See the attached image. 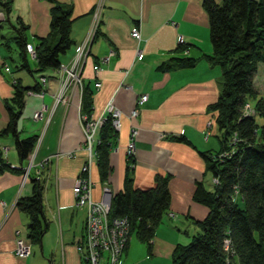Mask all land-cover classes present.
I'll return each mask as SVG.
<instances>
[{"label": "crops", "instance_id": "1", "mask_svg": "<svg viewBox=\"0 0 264 264\" xmlns=\"http://www.w3.org/2000/svg\"><path fill=\"white\" fill-rule=\"evenodd\" d=\"M6 1L10 2L9 13L0 6V164L4 165L0 170V264H86L78 251L84 241L86 209L75 206L72 192L86 159L80 122L83 89L79 85L71 86L65 102L56 104L54 99L60 87V68L71 65L78 47L90 36L95 18L98 26L79 74L83 86L87 85L93 92L92 117L102 115L107 102L113 98L122 114V126L116 148L110 154L112 171L106 184L100 182L96 164L92 167L93 199H101L104 186L112 195L122 190L127 165L125 150L134 125L138 134L133 185L139 189L152 188L157 175H170L171 202L149 246L130 236L122 263L172 264L174 248L192 238L191 230L196 229L193 221H201L207 215V208L194 202L192 197L196 182H204L210 175L201 153L214 154L221 148L215 115L208 106L219 96L222 72L219 66L205 60L193 68L167 72L157 68L172 57L200 58L212 53L204 0ZM55 5L70 11V36L74 43L62 55L64 62L60 58L58 70L32 76L29 70L36 69V62L27 54L28 68H21L23 56L18 46L9 41L15 36L12 28L21 19L28 28L27 43L36 46L38 38L50 33L51 8ZM7 26L12 30H5ZM133 27L140 30L139 42L130 35ZM11 43L17 47L15 55L20 67L8 62L6 49H11ZM179 45L187 47L186 51H178ZM29 58L34 60L33 67ZM36 78L46 79L44 89L40 93L25 94L16 122L19 139L31 135L41 137L34 167L24 182L29 158L20 160L15 137L4 131L11 114L20 111L12 100L13 84L17 80L22 86L31 87ZM96 82L101 83L99 89L95 88ZM143 94L148 99L140 108L139 116L131 120L129 114L136 99ZM41 110L42 117L35 119L34 115ZM179 136L185 137L190 145L172 139ZM70 153L75 156L68 157ZM46 159L49 162L42 171V179L47 229L38 246L27 238L29 219L18 209L17 202L32 195L35 166ZM18 239L30 243V252L25 257L14 253Z\"/></svg>", "mask_w": 264, "mask_h": 264}, {"label": "trees", "instance_id": "2", "mask_svg": "<svg viewBox=\"0 0 264 264\" xmlns=\"http://www.w3.org/2000/svg\"><path fill=\"white\" fill-rule=\"evenodd\" d=\"M10 2L0 0V6L10 12ZM208 13L212 53L200 58L172 57L158 66L162 72L193 68L200 60L219 66L222 72L221 90L217 100L208 106L215 115L220 151L201 153L207 170L216 179L213 190L203 181L196 182L193 201L207 208L201 221L193 222L201 229L187 244H178L172 253V264H264V123L258 125L256 117L264 121V95L258 96L254 86L257 67L264 63V0H204ZM70 11L60 5L51 8L50 33L38 38L35 49L36 69L32 76L61 67L60 57L72 46ZM15 36L10 38L23 56L21 68H28L26 57L27 26L17 20ZM187 47L179 45L178 51ZM39 74V75H40ZM43 77V76H41ZM12 100L16 113L4 134H12L20 160L33 153L37 136L18 138L16 122L24 106L28 91L40 93L44 86L35 79L31 87L16 80ZM80 113L92 118V90L82 84ZM250 99L254 115L245 116L244 109ZM119 133L110 118L100 128L95 145L96 168L101 183L107 182L112 171L110 154L116 148ZM180 143L190 142L183 136L172 137ZM228 156L220 158L223 153ZM123 188L112 195L109 218H127L130 236L150 245L156 229L170 210V175H157L152 188L139 189L133 185L134 156L126 157ZM0 170L4 168L0 164ZM44 180L34 178L32 195L17 202L18 209L29 219L27 238L32 245H41L47 229L43 210Z\"/></svg>", "mask_w": 264, "mask_h": 264}, {"label": "built area", "instance_id": "3", "mask_svg": "<svg viewBox=\"0 0 264 264\" xmlns=\"http://www.w3.org/2000/svg\"><path fill=\"white\" fill-rule=\"evenodd\" d=\"M98 12H96V16ZM98 26V20L95 18L94 28L90 33V36L82 43L76 52L69 67H61L59 70L60 87L58 90L56 103L66 101L68 92L71 90V86L79 85L82 90V80L80 77L81 63L84 57L88 53L89 45L94 37L96 28ZM132 38L138 42L141 40L140 30L138 27H133L130 31ZM182 38H179L181 42ZM28 54L35 58V49L31 44L26 46ZM70 68V69H68ZM41 83L45 86L46 79L42 78ZM101 83L96 82L95 88L99 89ZM148 96L143 94L139 96L135 101V107L129 114L131 120L136 119L139 116L140 108L146 103ZM245 116L254 115V111L250 106L246 105L244 109ZM42 117V113H36L35 119ZM121 111L115 107L113 98H111L105 108L104 113L97 118H88L86 115L80 116V122L82 132L84 136L82 148L86 152V159L80 168L78 177L75 180L72 192L74 195L75 206L77 208L86 209V219L84 224V241L78 247V251L81 253L86 264H123L122 256L128 244L130 238V225L127 218H109V212L111 210L112 192L107 186L102 188V195L100 200L93 199L94 183L91 178L92 167L96 164L95 145L98 141L97 134L107 120L111 119L112 126L116 132L121 130ZM138 134V129L132 125L129 134V142L127 144L125 153L126 157H133L135 154V138ZM208 137V134H206ZM41 137L37 138V143L33 153L29 157V164L24 169L23 181H27L30 177V171L34 167V159L36 151L40 145ZM6 154V150H4ZM74 153H70L68 157H74ZM228 156V153H223L220 158ZM49 159L38 163L35 166V176L37 179L42 177V171L46 167ZM1 166V165H0ZM217 182L216 179H213ZM30 252V243L24 239H18L14 253L19 257H25Z\"/></svg>", "mask_w": 264, "mask_h": 264}, {"label": "rangeland", "instance_id": "4", "mask_svg": "<svg viewBox=\"0 0 264 264\" xmlns=\"http://www.w3.org/2000/svg\"><path fill=\"white\" fill-rule=\"evenodd\" d=\"M5 30L10 31L12 29H11L10 26H7ZM10 48H11L10 50L6 49V51L8 52V62L10 64H12L13 66H15V67L16 66L20 67V65L17 64L18 62H17L16 55H15L17 47L15 46V44L11 43ZM67 55H68V53H67ZM10 57H12L13 61H11ZM60 58H62V62H64V56H61ZM28 61H29L30 66L33 67L32 64H33L34 60L32 58H29ZM68 69H70V68H68ZM18 71H21V70H18ZM39 74L40 73H35L36 76H38ZM254 86H255L256 92L258 93V96L264 95V63H260L258 65V67H257V71H256V74H255V77H254ZM54 100H55V103H56L57 98H55ZM60 102H63V101H60ZM60 102H58V103H60ZM58 103H56V104H58ZM249 103L250 104H247V105L250 106V108L253 110V108L251 106H254L255 100L254 99H250ZM42 111L43 110H41L40 112L42 113ZM40 112H38V113H40ZM256 122H257L258 125H262L264 123V121H263V119L261 117H256ZM217 135L220 136L219 130H218V134ZM211 138H214V137L212 136ZM212 180L213 179H212L211 174L208 175V177L204 180V185H205V187L208 190H213ZM187 227H186V229H187ZM200 232H201V229L196 226L195 230H193V229L191 230L190 236L197 235ZM131 238L133 240H136L134 235H132ZM190 240H188L186 243H189Z\"/></svg>", "mask_w": 264, "mask_h": 264}, {"label": "bare ground", "instance_id": "5", "mask_svg": "<svg viewBox=\"0 0 264 264\" xmlns=\"http://www.w3.org/2000/svg\"><path fill=\"white\" fill-rule=\"evenodd\" d=\"M80 116H81V113H80Z\"/></svg>", "mask_w": 264, "mask_h": 264}]
</instances>
